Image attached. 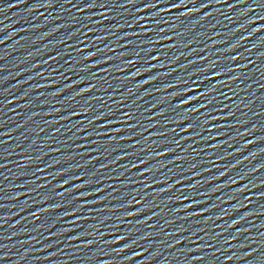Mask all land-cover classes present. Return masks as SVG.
I'll list each match as a JSON object with an SVG mask.
<instances>
[{"label":"water","instance_id":"95a60500","mask_svg":"<svg viewBox=\"0 0 264 264\" xmlns=\"http://www.w3.org/2000/svg\"><path fill=\"white\" fill-rule=\"evenodd\" d=\"M137 5L207 264H264V0Z\"/></svg>","mask_w":264,"mask_h":264},{"label":"snow or ice","instance_id":"6c2138e0","mask_svg":"<svg viewBox=\"0 0 264 264\" xmlns=\"http://www.w3.org/2000/svg\"><path fill=\"white\" fill-rule=\"evenodd\" d=\"M174 7H179V5H174ZM87 91V90H86ZM191 101H185L184 103H190ZM182 106V105H181Z\"/></svg>","mask_w":264,"mask_h":264}]
</instances>
